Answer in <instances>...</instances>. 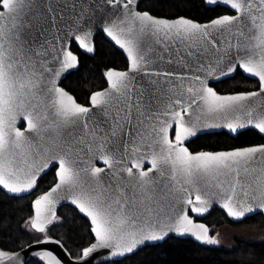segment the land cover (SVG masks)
I'll return each mask as SVG.
<instances>
[{
	"label": "snow or ice",
	"instance_id": "6c2138e0",
	"mask_svg": "<svg viewBox=\"0 0 264 264\" xmlns=\"http://www.w3.org/2000/svg\"><path fill=\"white\" fill-rule=\"evenodd\" d=\"M206 2L235 14L201 23L139 11L137 0H0V186L30 193L58 164L57 182L25 221L45 234L38 243H60L47 230L64 199L94 234L79 259L107 249L109 264L169 233L220 244L189 215L207 213L213 200L236 221L264 214V144L226 151L186 144L221 126L264 133V0ZM97 28L126 53L128 69H109V87L86 106L59 83L79 63L69 45L93 52ZM238 72L256 78L258 90L222 95L209 86ZM37 255L62 264L52 252ZM0 264L24 261L0 250Z\"/></svg>",
	"mask_w": 264,
	"mask_h": 264
},
{
	"label": "trees",
	"instance_id": "16d2710c",
	"mask_svg": "<svg viewBox=\"0 0 264 264\" xmlns=\"http://www.w3.org/2000/svg\"><path fill=\"white\" fill-rule=\"evenodd\" d=\"M141 8L169 18L191 17L206 21L228 12L222 6L209 7L204 0H142ZM78 50L76 45L73 46ZM80 66L67 75L63 84L84 102L90 92L106 84L105 72L109 68L125 69L128 61L123 52L103 34L96 37L93 54L80 52ZM253 82L238 72L230 80L213 84L221 93L251 89ZM258 86V84H256ZM264 142V137L255 129H247L237 136L227 132H214L194 138L189 147L193 151L221 150L249 146ZM54 171L44 174L33 194L15 196L0 187V250L15 252L31 242L41 240L44 234L25 226L33 216L32 202L37 194L44 192L54 181ZM59 221L48 226V236L60 239L72 256L79 257L83 248L93 240L91 225L78 210L63 206L57 215ZM201 220L214 234L220 226H250L258 229L246 236H234L227 245L198 243L192 239L169 237L162 243L148 245L122 260L120 264H264V216L256 214L241 222L231 221L221 209H213ZM27 264H48L41 256L32 257ZM98 264H109V261Z\"/></svg>",
	"mask_w": 264,
	"mask_h": 264
},
{
	"label": "water",
	"instance_id": "95a60500",
	"mask_svg": "<svg viewBox=\"0 0 264 264\" xmlns=\"http://www.w3.org/2000/svg\"><path fill=\"white\" fill-rule=\"evenodd\" d=\"M140 1H141V0H137V10H139V9H138V6H139ZM204 2H205V4H206L207 6H209V7H214V6H217V5L224 6V5H222V4L211 5V4H208V3L206 2V0H204ZM224 7H226V6H224ZM226 8L230 9V10L233 12V14H231V15H234V14H235V11L232 10L230 7H226ZM139 11H140V10H139ZM152 15H154V14H152ZM155 16H157V15H155ZM158 17H163V16H158ZM185 17H187V16H185ZM166 18H169V17H166ZM175 18H176V17H175ZM188 18H191V17H188ZM170 19H171V18H170ZM191 19H193V18H191ZM197 21H198V20H197ZM198 22H200V21H198ZM206 22H208V21L201 22V23H206ZM100 32H103V31H101V30H99V28H97V29L95 30L94 35L91 37V40H92V42H93L94 45H95V50H94L93 52H88V51H86L84 48H82L81 46H79L78 42H76V41H73L72 43H76L77 46H78L83 52L88 53V54H92V53H94V52L96 51L95 37H96V35L99 34ZM104 34H105V37H106L108 40H110L111 42H113V44H115L114 41H112L110 37H107V35H106L105 32H104ZM72 43L69 45V50L72 51L73 54L76 55V56L78 57L79 63H78V65H77L75 68H73V69H69L67 72H65V73L61 76V80H60L59 86H60V87H63V88H65V87L62 85L63 80L67 77V75H68L69 73H71V72H73V71H76V70L79 68V66H80V58H79V55L76 54V53L71 49ZM115 46H116L118 49H120V47H119L118 45L115 44ZM120 50L123 52V54H124L125 57H126V53H125L122 49H120ZM110 69H116V70H118V71H126V70L128 69V67H127L126 69H117V68H110ZM108 70H109V69H108ZM108 70H107V71H108ZM234 75H235V74H234ZM245 75H246V74H245ZM247 76H248V75H247ZM105 79H106V82H107L106 75H105ZM224 79H227V78H226V77H221L219 80H212V79H210V80H209V86L215 88V87L212 86L211 84L214 83V82H218V81L224 80ZM255 79H256V78H255ZM108 87H109V85H108V82H107V86H106L105 88L100 89V90H96V91H101V90H104V89H106V88H108ZM215 89H216V88H215ZM65 90L68 91L66 88H65ZM216 90H217V89H216ZM257 90H258V89H257ZM254 91H255V90H254ZM68 92H70V91H68ZM94 92H95V91H94ZM217 92H219V91L217 90ZM70 93H71V92H70ZM219 93L222 94V95H227V94H234L235 92H227V93H221V92H219ZM71 94H72L73 96H75L73 93H71ZM77 102H78V101H77ZM78 103H79V102H78ZM214 122H215V123H221L220 121H214ZM23 125H24V126H23ZM18 126L24 128V127H26V123L23 122V121H21V123L18 124ZM247 129H255L257 132H259L258 129H256V128L252 127V126H249V127H247V128L240 129V130H238L237 132L233 133V132H231L229 129H227L226 127L221 126V127H215V128L202 129L201 132H198V133H197L196 137L199 136V135L206 134V133H214V132H222V131L227 132V133H229V134L232 135V136H237L240 132H242V131H244V130H247ZM259 133L264 137V133H261V132H259ZM194 138H195V137L191 138V140L194 139ZM187 143H188V142L186 141V144H187ZM261 144H264V143H261ZM254 145H256V144H254ZM249 146H252V145H249ZM242 147H246V146H242ZM231 149H232V148H231ZM231 149H223V150H200V151H226V150H231ZM95 163H96V166H97V167L106 168V165H105L102 161H95ZM56 166H57V168H58V164H57ZM145 167H146V168H147V167H150V165H146ZM51 168H52V167H50L49 169H46V170H45V173H46L47 171H49ZM45 173H42L41 175H43V174H45ZM56 182H57V181H56ZM56 182H55V183H56ZM54 185H55V184H54ZM54 185H53L52 187H54ZM0 187L3 189L2 186H0ZM52 187H51V188H52ZM51 188H49L47 191H49ZM3 190L6 191L5 189H3ZM33 190H34V189H33ZM33 190H32V191H33ZM32 191H31V192H32ZM6 192H7V191H6ZM31 192H30V193H31ZM7 193H8V192H7ZM9 194H11V193H9ZM27 194H29V193H26V194H19V195H17V194H11V195H15V196H25V195H27ZM193 199H194V197H193ZM34 200H35V199H34ZM34 200H33V202H34ZM33 202H32V208H33V216H34L35 213H34ZM64 205H71V206H73L74 208H76V209L78 210V208H77L75 205L72 204V202H71L70 199H64V200H60V201L56 204V206H55V212H56V215H58L59 209H60L61 207H63ZM213 209H221L222 211H224V212L226 213L227 217H228L231 221H233V222H237V223L243 221V220L246 219L247 217L253 216L252 214H250V215L246 216L243 220H241V221H236V220H234L232 217H230V216L227 214L226 209H224V208L222 207V205H221V204H218L215 200H213V202H212V207L209 209V211H208L207 213H204L202 216H198L197 214L193 213L190 209H189V215L192 216L193 220H194L196 223H203V224H205V225L208 226V224H207L205 221L201 220V219L204 218V217H206L208 214H210V212H211ZM78 212H79V210H78ZM79 213H80V212H79ZM80 214H81L82 216H84L86 219H88V221H89V223H90V219H89V218H87V217H86L84 214H82V213H80ZM258 214H259V213H258ZM255 215H256V214H255ZM263 216H264V214H263ZM90 225H91V224H90ZM208 227H209V226H208ZM209 229H210V227H209ZM92 234H93V233H92ZM48 237H51V240H52V241H57V240H58V241H60V243H59V244H56V243H54V242H49V243H38L37 241H34V242L29 243V244L26 245L25 247H23V248H21V249L15 251V252H19V253H20L21 259L24 261V264H27V263L29 262V260H30L32 257H37V256H39V255H37V253H42V252H46V251H47V252H52L54 256H56L58 259L61 260L62 264H98V263H100V262L108 261V260L105 259V258L108 256V252H109V250H107V249L97 250L96 252L92 253L88 258H86V260L81 261L79 258H80V256L82 255V253H81V255H80L79 257H74V256H72L71 252L67 249V247L64 245V243H63L60 239H58V238H56V237H52V236H48ZM93 237H94V234H93ZM169 237L187 238V239H192V240H194V241H196V242H198V243H204L203 241L198 240L195 236H193V235H191V234H184V235H181V234H178V233H169V235H168L167 237H165V239H164L163 241H146L144 245L139 246V248L135 251V253H136L138 250H140L141 248L145 247V246L153 245V244H157V243H162V242H164L166 239H168ZM44 239H45V238H43V239H41V240H38V241H44ZM94 242H95V238H94V240H93L91 243H94ZM91 243H90L89 245H87L86 247L90 246ZM131 255H132V254H129L128 256H131ZM128 256H127V257H128ZM41 257H42V256H41ZM124 258H126V257H116V258H111V259H112V260H122V259H124ZM46 261H47V260H46ZM47 262H48V261H47Z\"/></svg>",
	"mask_w": 264,
	"mask_h": 264
},
{
	"label": "flooded vegetation",
	"instance_id": "af4514ba",
	"mask_svg": "<svg viewBox=\"0 0 264 264\" xmlns=\"http://www.w3.org/2000/svg\"><path fill=\"white\" fill-rule=\"evenodd\" d=\"M142 1V0H141ZM141 1H140V3H139V6H138V9L140 10V11H149V10H146V9H144V8H141ZM218 6V5H217ZM220 6V5H219ZM215 7V6H214ZM222 7H224V6H222ZM225 9H228V8H226V7H224ZM229 11L228 12H225V13H223V14H221V15H224V14H233V12L230 10V9H228ZM150 12V11H149ZM151 13V12H150ZM151 14H153V13H151ZM155 15V14H154ZM158 16V15H157ZM219 16V15H218ZM164 17V16H163ZM217 16H215V17H213V18H216ZM213 18H211V19H213ZM210 20V19H209ZM209 20H206V21H209ZM200 22H205V21H200ZM99 34H103L104 36H105V34H104V32H100ZM99 34H97L96 35V37L99 35ZM96 37H95V44H96ZM74 45H76L77 46V44L76 43H72V46H71V49L76 53V54H78L79 55V58H80V53H79V51L80 52H83L78 46V50H75L74 48H73V46ZM83 53H85V52H83ZM86 54H88V53H86ZM93 54V53H92ZM128 67V66H127ZM110 69V68H109ZM126 69V68H125ZM106 72H107V70H106ZM105 72V73H106ZM243 75H245L243 72H241ZM236 75V74H235ZM234 75V76H235ZM105 76V75H104ZM245 76H247V75H245ZM249 79H251L252 80V82H253V85H252V88L251 89H248V90H242V91H254V90H257L258 89V86H256V84H258V82H257V79H255V78H250L249 76H247ZM231 78H227V79H224V80H221V81H218V82H214V83H212L211 85L213 86V84H216V83H219V82H224V81H227V80H230ZM62 85L68 90V91H70L71 93H73L71 90H69L64 84H63V82H62ZM107 86V82H106V84L102 87V88H99V89H96V90H100V89H103V88H105ZM96 90H93L92 92H90V94H89V97H88V100L87 101H84V102H82V101H80L78 98H77V96L75 95V97L77 98V101L79 102V103H81V104H84V105H86V106H90V96H91V94L94 92V91H96ZM227 93V92H226ZM24 126V125H23ZM196 138V137H195ZM193 140V139H192ZM191 140V141H192ZM190 141V142H191ZM190 142H188L187 143V146L189 147V143ZM262 143H264V142H262ZM259 144H261V143H259ZM190 148V147H189ZM191 149V148H190ZM231 149V148H230ZM192 150V149H191ZM221 150H223V149H221ZM56 168H57V166L56 167H52L49 171H47L46 173H48V172H50L51 170H53L54 171V181L51 183V185H49V187L44 191V192H46L49 188H51L54 184H55V182L57 181L56 180ZM45 173V174H46ZM44 175V174H43ZM43 175H41V177L43 176ZM40 177V178H41ZM40 180V179H39ZM39 180H38V182H37V187H38V184H39ZM37 187L31 192V193H29V194H33L34 192H35V190L37 189ZM44 192H41L40 194H37L36 195V197L35 198H37L39 195H42ZM29 194H27V195H29ZM34 198V199H35ZM33 199V200H34ZM64 206H66V205H64ZM68 206H71V205H68ZM73 207V206H72ZM62 208V207H61ZM60 208V209H61ZM59 209V210H60ZM76 209V208H75ZM77 210V209H76ZM59 213V212H58ZM210 235H213L214 236V234L211 232V230H210V233H209ZM48 236V235H47Z\"/></svg>",
	"mask_w": 264,
	"mask_h": 264
},
{
	"label": "rangeland",
	"instance_id": "374dc122",
	"mask_svg": "<svg viewBox=\"0 0 264 264\" xmlns=\"http://www.w3.org/2000/svg\"><path fill=\"white\" fill-rule=\"evenodd\" d=\"M34 230V229H33ZM258 229L250 228V226H242V227H236V226H220L216 232L214 233V236H217L220 240V244L218 245H227L231 242V240L234 238V236L240 235V236H246L248 233H253L257 231ZM36 231V230H34ZM259 232V231H257ZM48 235V234H47ZM45 236V234H44Z\"/></svg>",
	"mask_w": 264,
	"mask_h": 264
}]
</instances>
